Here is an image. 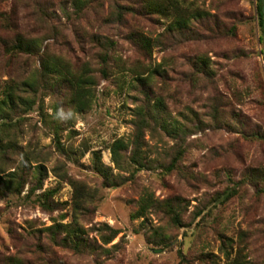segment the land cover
Listing matches in <instances>:
<instances>
[{"label":"rangeland","instance_id":"obj_1","mask_svg":"<svg viewBox=\"0 0 264 264\" xmlns=\"http://www.w3.org/2000/svg\"><path fill=\"white\" fill-rule=\"evenodd\" d=\"M75 1L0 0V100L14 86L15 97L32 102L28 108L19 104L0 128L1 145L13 147L6 159L0 155V175L17 172L27 160L22 192L0 194V264H225L227 255L233 259L239 252L246 264H264V182L256 186L248 178L264 169V142L251 136L264 133L256 0H189L216 16L217 28L236 27L231 36L193 24L198 36L192 41L170 32L169 21L157 16L126 14L124 24L116 22L112 7L127 1L85 0L81 12ZM16 37L37 41L39 49L25 54L4 45ZM140 37L150 40L151 50L142 48ZM201 57L209 60L211 76L198 72ZM46 62L62 72L87 71L94 85L86 112H75L69 84L47 76ZM139 76L149 80L145 88L135 80ZM32 81L33 90L21 86ZM145 91L151 102L164 101L167 130L182 127L184 136L146 120L135 146ZM214 105L223 111L218 124ZM116 140L128 145L120 170L110 152ZM135 149L141 167L130 160ZM94 153L112 176L125 179L120 186L102 185ZM38 166L40 185L33 176ZM71 182L94 194L89 212L76 221L96 250L77 253L51 240L50 227L74 220ZM49 191L59 205L54 212L37 202ZM146 196L156 204L182 199L183 225L172 226L156 208L132 218ZM97 224L119 231L111 244L101 245L92 230ZM160 235L168 242L159 243Z\"/></svg>","mask_w":264,"mask_h":264},{"label":"trees","instance_id":"obj_2","mask_svg":"<svg viewBox=\"0 0 264 264\" xmlns=\"http://www.w3.org/2000/svg\"><path fill=\"white\" fill-rule=\"evenodd\" d=\"M127 1L128 3H120L117 2L114 7H112L113 11L111 14V18L115 19L116 22H120L124 24L126 14L131 15H143L147 16L150 19L157 16L159 18L165 19L169 21V30L172 33H176V35L186 41H192L194 37H197V33L194 32L193 24H197L205 29L208 32H219L226 33L227 35L234 36L236 32L235 25H232L228 29L225 30L224 27H220V23L216 20V16L211 15L207 10L203 9L202 7L195 4L193 1L189 0H141L139 7H137V3L135 0H121ZM85 0H77L74 2V6L76 7L77 12L82 11V7L85 4ZM260 2L256 0V14L258 17V26L260 35L258 37V43L262 44L263 48L260 52L262 57V75L264 78V35L262 32V22L263 17L260 13ZM217 28V29H215ZM5 46H10L12 51H18L20 53L25 54H34L37 49H39L37 41H26L22 40L20 37H16L15 43L7 44V42H3ZM12 44V45H11ZM140 45L145 50H151V42L146 37H140ZM149 53V52H148ZM208 62L207 58H199L197 61V68L198 72L211 76L212 73L208 70ZM45 69V73L50 75L53 74L57 78L56 84L58 81L67 83L71 89V96H70V104L73 106L75 112L77 113H84L86 112L92 103L93 95L91 93V86L94 85V81L90 78L86 73L87 71L84 70L82 73H72L68 71L65 67H62V70H58L57 66L50 65L48 62L43 64ZM59 67V66H58ZM61 69V67H59ZM158 68L151 71V75L148 78L150 80L151 76L156 73ZM105 75V73L103 74ZM140 75V74H138ZM53 76V77H54ZM141 87L145 88V84L149 82V80L142 79L141 76L135 79ZM264 84V79H263ZM36 85V82H24L21 86L24 89L33 90ZM14 86H8L5 91H3V99L0 100V128L4 126H8V121H11L10 113L13 114L18 105L23 107H30L32 106V102L28 99H22L20 97H15ZM145 96L147 98V103L138 110L137 116L139 117L140 122L137 123V135L135 137L134 144L135 146H140V138L142 136L141 129L147 124L146 120H152L160 124L161 128L165 131L167 130V123L163 119L162 114H164L166 107L164 105V101L159 97H153L152 102L151 98L149 97V93L145 91ZM25 109V108H24ZM223 111H221L216 105L212 106V116L213 119L218 124L220 122V116ZM236 118L232 117V120H237L238 116L234 115ZM231 117V116H230ZM145 120V121H144ZM238 121V120H237ZM239 122V121H238ZM223 125L229 127L228 123H222ZM57 130V129H55ZM167 133H171L175 135L177 138L184 136L186 134L185 130L182 127L173 126L170 131H166ZM254 139L264 142V133L256 132L251 135ZM1 142V140H0ZM128 149V145L123 140H116L110 147L112 162L114 163L117 169L123 168V152ZM13 150V147L9 144L3 146L0 143V155L5 156L10 151ZM181 151H179L178 156H181ZM178 156L173 159V162L169 167H167L168 171H171L175 163L178 160ZM94 164L93 170L94 172L103 179L102 185L105 188H113L120 186L125 179L122 177H114L112 176L109 169L105 168L99 162V155L98 153H94ZM130 160L137 165L142 166L141 159L138 155V149H135V152L131 156ZM27 166V160L23 159L21 162V168L18 169L17 172H10L4 174L3 176L0 175V194L3 193H13V194H20L24 188L25 181L23 179V175ZM0 165V173L4 171L1 169ZM3 172H2V171ZM33 176L37 180L38 185L43 177V170L41 166L35 167ZM21 171V172H20ZM249 181H252L256 186L258 182H264V169L260 170H253L250 175ZM71 186L73 188V195H72V204H73V215L74 220L71 224L63 225V224H55L48 229L51 235L52 242L59 243L61 247L73 250L77 253H83L85 250H96L99 247H94L91 245L87 240L84 239L85 231L78 226L76 219L80 218V216L85 215L89 212L87 207L88 203H92L93 201V192H90L85 185L78 184L76 182H71ZM31 189V193H32ZM261 193L264 194V187L259 189ZM235 191L232 190V193L227 194L222 201L225 202L233 195ZM55 191H49L44 195L37 198V202L39 206L47 212H54L57 210L59 206L58 203H52L51 197ZM223 195V194H222ZM221 196V195H220ZM183 203L184 201L179 197H175L172 199L165 200L161 203H155L150 196H146L141 199L139 210L132 215V218H140L143 217L145 211L149 208H156L160 212H162L166 217H168L170 224L174 227H180L183 225ZM199 213H197L198 215ZM96 232L99 242L101 245L107 246L113 242V240L119 234V231L109 227L106 224H97L92 229ZM64 236L58 240L59 235ZM159 243L168 242V236L160 235L158 237ZM169 244V243H167ZM224 244V243H223ZM101 247V246H100ZM243 255L239 252L235 258L229 259V255L226 257L225 264H246L245 260H243Z\"/></svg>","mask_w":264,"mask_h":264},{"label":"water","instance_id":"obj_3","mask_svg":"<svg viewBox=\"0 0 264 264\" xmlns=\"http://www.w3.org/2000/svg\"><path fill=\"white\" fill-rule=\"evenodd\" d=\"M260 2V13L263 17V22H262V32H263V35H264V0H259Z\"/></svg>","mask_w":264,"mask_h":264}]
</instances>
